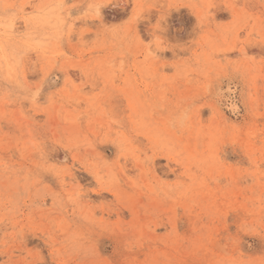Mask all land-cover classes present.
Instances as JSON below:
<instances>
[{
	"label": "rangeland",
	"instance_id": "obj_1",
	"mask_svg": "<svg viewBox=\"0 0 264 264\" xmlns=\"http://www.w3.org/2000/svg\"><path fill=\"white\" fill-rule=\"evenodd\" d=\"M0 264H264V0H0Z\"/></svg>",
	"mask_w": 264,
	"mask_h": 264
}]
</instances>
